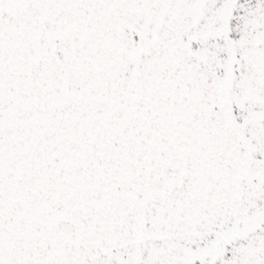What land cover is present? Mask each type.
Returning <instances> with one entry per match:
<instances>
[{
    "label": "snow or ice",
    "instance_id": "6c2138e0",
    "mask_svg": "<svg viewBox=\"0 0 264 264\" xmlns=\"http://www.w3.org/2000/svg\"><path fill=\"white\" fill-rule=\"evenodd\" d=\"M0 264H264V0H0Z\"/></svg>",
    "mask_w": 264,
    "mask_h": 264
}]
</instances>
